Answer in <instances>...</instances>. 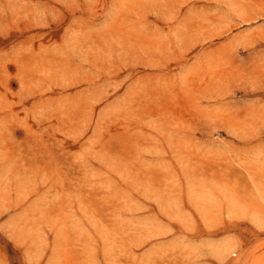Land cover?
Here are the masks:
<instances>
[{
	"label": "rangeland",
	"instance_id": "374dc122",
	"mask_svg": "<svg viewBox=\"0 0 264 264\" xmlns=\"http://www.w3.org/2000/svg\"><path fill=\"white\" fill-rule=\"evenodd\" d=\"M0 264H264V0H0Z\"/></svg>",
	"mask_w": 264,
	"mask_h": 264
}]
</instances>
